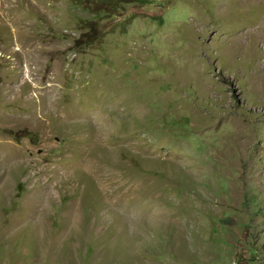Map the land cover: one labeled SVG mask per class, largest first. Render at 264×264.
Wrapping results in <instances>:
<instances>
[{
  "label": "rangeland",
  "instance_id": "rangeland-1",
  "mask_svg": "<svg viewBox=\"0 0 264 264\" xmlns=\"http://www.w3.org/2000/svg\"><path fill=\"white\" fill-rule=\"evenodd\" d=\"M0 264H264V0H0Z\"/></svg>",
  "mask_w": 264,
  "mask_h": 264
},
{
  "label": "trees",
  "instance_id": "trees-1",
  "mask_svg": "<svg viewBox=\"0 0 264 264\" xmlns=\"http://www.w3.org/2000/svg\"><path fill=\"white\" fill-rule=\"evenodd\" d=\"M101 1L102 0H100V2ZM125 1H128V2L129 1H136V2L141 3V4L144 3V2H146V0H104V3L111 10V9H113V7H116L117 8L121 2H125Z\"/></svg>",
  "mask_w": 264,
  "mask_h": 264
}]
</instances>
